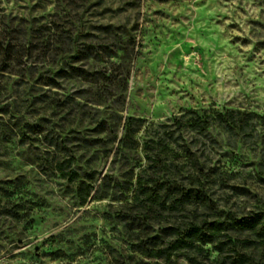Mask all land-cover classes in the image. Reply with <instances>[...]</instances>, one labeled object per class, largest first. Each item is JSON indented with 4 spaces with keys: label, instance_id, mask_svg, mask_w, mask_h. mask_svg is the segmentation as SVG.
<instances>
[{
    "label": "rangeland",
    "instance_id": "obj_1",
    "mask_svg": "<svg viewBox=\"0 0 264 264\" xmlns=\"http://www.w3.org/2000/svg\"><path fill=\"white\" fill-rule=\"evenodd\" d=\"M259 213L264 0H0V264H189ZM222 235L190 253L251 264Z\"/></svg>",
    "mask_w": 264,
    "mask_h": 264
},
{
    "label": "trees",
    "instance_id": "obj_2",
    "mask_svg": "<svg viewBox=\"0 0 264 264\" xmlns=\"http://www.w3.org/2000/svg\"><path fill=\"white\" fill-rule=\"evenodd\" d=\"M232 110H227L226 114L219 113L217 119L219 121L230 122L229 114ZM215 118V120H217ZM202 120H198L200 122ZM211 119L204 120V126H208ZM246 232V237L240 236ZM218 236L220 240L221 234L226 237L225 240L220 241L223 245H231V250L234 253V258L241 263L250 262L251 264H264V213H259L254 216L232 218L229 220H212L191 222L186 229H177V236L171 242L170 250L184 249L183 256L188 260L189 264H204L201 257L204 249L198 245L196 252L190 253L191 248L196 240H200L202 244H207L205 240L206 235ZM235 237V238H232ZM256 238H262V242L257 241ZM220 250V247L217 248ZM153 256V255H149ZM159 264V263H156Z\"/></svg>",
    "mask_w": 264,
    "mask_h": 264
}]
</instances>
